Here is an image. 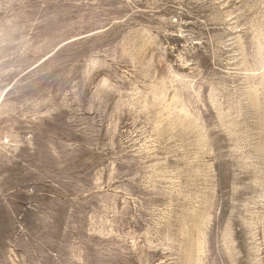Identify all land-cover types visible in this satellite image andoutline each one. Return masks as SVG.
I'll return each instance as SVG.
<instances>
[{
  "label": "rangeland",
  "instance_id": "obj_1",
  "mask_svg": "<svg viewBox=\"0 0 264 264\" xmlns=\"http://www.w3.org/2000/svg\"><path fill=\"white\" fill-rule=\"evenodd\" d=\"M0 264H264V0H0Z\"/></svg>",
  "mask_w": 264,
  "mask_h": 264
}]
</instances>
